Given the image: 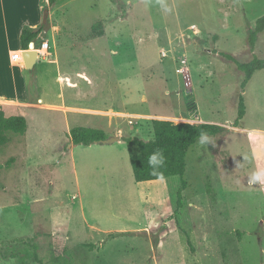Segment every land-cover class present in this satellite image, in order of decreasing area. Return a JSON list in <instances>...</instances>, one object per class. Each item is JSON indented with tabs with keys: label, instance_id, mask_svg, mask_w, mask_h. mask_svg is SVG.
I'll return each mask as SVG.
<instances>
[{
	"label": "rangeland",
	"instance_id": "rangeland-1",
	"mask_svg": "<svg viewBox=\"0 0 264 264\" xmlns=\"http://www.w3.org/2000/svg\"><path fill=\"white\" fill-rule=\"evenodd\" d=\"M47 10L37 42H49L40 60L52 70L37 64L26 99L0 101L29 125L0 144V264H38L31 243L49 264H264V184L248 183L264 170V70L242 90L243 72L222 55L252 59L248 31L264 0H60ZM254 53L264 58V32ZM153 120L225 128L190 148L180 207L181 176L134 178L139 148L126 138L153 139ZM77 125L121 139L76 145Z\"/></svg>",
	"mask_w": 264,
	"mask_h": 264
},
{
	"label": "trees",
	"instance_id": "trees-1",
	"mask_svg": "<svg viewBox=\"0 0 264 264\" xmlns=\"http://www.w3.org/2000/svg\"><path fill=\"white\" fill-rule=\"evenodd\" d=\"M60 0H49V6L56 4ZM45 24L42 23L38 28L33 29L28 26L23 27L20 35V47L22 49H40L41 42H37ZM264 32V15L256 20L255 26L249 28L247 41L250 51L253 53L251 60L247 62L239 61L233 54L222 53V55L234 62L239 70L244 74V80L241 88L244 90L252 79L253 75L264 70V58L257 56L254 51L259 40V35ZM28 88V84L26 83ZM246 114V105L243 94L239 97L238 118L235 126H239V122ZM154 138L143 139L139 137H128V144L135 145L139 148L138 152H134L130 156V161L136 182L155 181L166 179L172 176L182 177V187L178 192L179 207L182 205V190L187 186L184 176L187 168V154L192 146L199 140L201 131H206L210 135H216L225 128L214 123H190L180 122L174 123L168 120H153ZM29 125L27 118L22 114L8 115L3 105H0V144L6 142V133L14 132L18 134H26ZM72 142L76 145H92L96 142L106 139L105 132L101 129L77 125L70 131ZM157 150H162L165 156V164L157 169H153L148 164V156ZM116 236V235H111ZM93 246V245H91ZM34 249V261L38 264H49L42 260L37 253V246L31 243ZM23 264L26 262L22 259Z\"/></svg>",
	"mask_w": 264,
	"mask_h": 264
},
{
	"label": "crops",
	"instance_id": "crops-1",
	"mask_svg": "<svg viewBox=\"0 0 264 264\" xmlns=\"http://www.w3.org/2000/svg\"><path fill=\"white\" fill-rule=\"evenodd\" d=\"M48 6L49 0H0V101L6 104H16L27 97L25 75L28 70L14 59V54L21 49L23 27L36 29L44 23ZM40 57L42 55L35 65L40 66L39 71L52 70V65H41L45 61Z\"/></svg>",
	"mask_w": 264,
	"mask_h": 264
},
{
	"label": "clouds",
	"instance_id": "clouds-1",
	"mask_svg": "<svg viewBox=\"0 0 264 264\" xmlns=\"http://www.w3.org/2000/svg\"><path fill=\"white\" fill-rule=\"evenodd\" d=\"M251 135V133H250ZM198 143L201 146L212 144V138L210 134L206 131H201L199 134ZM165 156L162 150H157L148 156V164L151 168L157 169L165 164ZM250 185H255L257 183L264 184V170L254 171L248 179Z\"/></svg>",
	"mask_w": 264,
	"mask_h": 264
},
{
	"label": "water",
	"instance_id": "water-1",
	"mask_svg": "<svg viewBox=\"0 0 264 264\" xmlns=\"http://www.w3.org/2000/svg\"><path fill=\"white\" fill-rule=\"evenodd\" d=\"M47 18H48V10H45V18H44V22H47ZM39 50L37 48H32V49H24L23 50V57H24V62H25V68L27 70H32L34 69L38 58H39ZM121 138L118 136H111L108 137L106 139H102L98 142H96V144H112L115 141H119Z\"/></svg>",
	"mask_w": 264,
	"mask_h": 264
},
{
	"label": "built area",
	"instance_id": "built-area-1",
	"mask_svg": "<svg viewBox=\"0 0 264 264\" xmlns=\"http://www.w3.org/2000/svg\"><path fill=\"white\" fill-rule=\"evenodd\" d=\"M49 47H50L49 42L48 41H43L41 48L38 49L40 55H41L42 51H45V53H46L48 51ZM23 50L24 49L21 48L18 53H15L14 54V59L16 61H18V62H23L24 66H25L24 57H23Z\"/></svg>",
	"mask_w": 264,
	"mask_h": 264
}]
</instances>
